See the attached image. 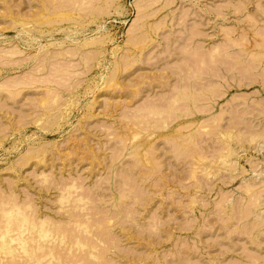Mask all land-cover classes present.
I'll return each instance as SVG.
<instances>
[{
	"label": "rangeland",
	"instance_id": "rangeland-1",
	"mask_svg": "<svg viewBox=\"0 0 264 264\" xmlns=\"http://www.w3.org/2000/svg\"><path fill=\"white\" fill-rule=\"evenodd\" d=\"M65 1V5H60L62 0H0V72L2 73H0V186L10 189L12 183L15 184L17 181L18 194L23 200L36 199L45 212L57 215L58 218L60 217L59 220H64L63 223L68 219V210L72 211L79 203L84 206L88 203L87 210L84 208L80 214L89 212L83 218L94 220V226L91 227L93 231L96 229V233L104 230L103 236L98 234L104 241L99 243L101 239L99 240L98 236L94 238L93 235L88 238L92 237L94 244L100 245L98 247L100 253L103 250L106 252L107 248L112 249L108 251L109 253L106 252V256L104 253L103 259L98 260L100 262L85 258L87 259L85 264L87 262L98 264L106 259L102 264H105L104 262H108L106 264H264V223H262L264 214L262 218L257 217L258 212L264 213V202L260 206L254 204L258 201L253 200L252 193L249 197V192L246 191L248 185L253 182L250 180L252 178L258 180L254 181L256 185L254 188L264 183V145H261L264 144L263 139L258 145L255 140H247L250 136L247 130L256 127L255 130L261 132L264 129V63H258L253 55L254 52L261 51L262 45L259 43L260 39H264L262 37L264 36V0H92V2L88 0V3L87 0ZM58 5L67 13L80 17L81 22L76 23L75 26H73L75 22L68 21L58 25L45 24L46 26L42 25L41 31L32 30L34 24H29L28 28H31L33 33L26 32L28 28L24 26L25 30L21 28L19 22L23 14L26 15L25 18H31L32 13L36 15L37 10L40 9L38 11L40 12L43 7L44 10L51 8L50 13L52 10L54 13ZM57 11L54 14H57ZM94 11H97V14ZM227 12L229 14L226 15ZM221 13L226 15L225 19ZM83 14L84 16H81ZM13 17L21 19L13 23ZM140 23L145 24L143 26ZM132 29H136L134 31L137 33L131 32ZM106 34L108 37L102 41L103 43L101 42L102 44L83 45L85 41ZM137 35L141 38L137 39ZM191 36L204 39L193 44L194 40H191ZM133 39H137L138 41H134L141 46L134 44L136 46L134 48V42L129 41ZM187 39L191 40L190 43L186 41ZM127 41L132 44L128 45ZM262 42L260 44L264 45ZM218 45L223 47H220V50L223 49L222 58L220 56L212 60L211 50ZM224 48L229 49L224 50ZM14 49L20 52L16 54L17 57L11 58L12 61L3 56V52ZM246 50L252 52L246 56V53L244 54ZM196 52V56L192 55ZM209 56L211 60H208ZM135 61L138 63L135 64ZM211 62L215 64L212 65ZM228 62L231 64L228 65ZM115 69H118V72ZM201 71H205L204 74ZM113 73L116 74L114 76L116 83L111 82L109 87L110 84L105 81L109 80L108 77H113ZM211 76L213 77L210 78ZM33 80H36L37 84ZM183 89V92L188 90L193 95L197 93L196 99L199 102L197 103L196 100L190 105L183 100L177 102L178 107H176L173 104L174 94ZM206 90L209 92L207 93ZM53 96L56 100L60 96L59 100L56 101ZM212 97L214 99H211V102ZM42 98H48L51 104L48 102L46 106L42 105ZM71 102L73 105H70ZM209 104H215L212 115L210 114L211 119L209 113H206ZM172 105L174 109L171 111ZM188 108L192 109V112L186 116L184 114H187L185 110ZM159 109L164 111L159 117L158 115L149 116L151 119L147 117L151 110ZM59 112L60 114L64 112L65 117H62L63 119L57 117L56 119L61 120L49 130L42 129L40 117L45 115L47 116L45 118L49 119ZM189 115H192V118ZM140 116L147 117L151 121L148 122L150 125L148 123V126L145 125L146 127H150L152 123L161 125L157 127L158 130L155 129L156 133L160 134L151 136L145 131L144 125L140 130L138 129L142 131L139 134L142 138L146 133V137L150 138L149 142L153 141L150 143L152 147L149 148L154 152L151 151V155L155 154L153 155L155 166L138 163L134 154L130 152L133 150L128 148V143L126 144L127 137L132 135L129 132L130 127L137 129L136 125L126 123L138 121L137 117ZM216 117L224 118L221 120L222 124ZM213 119L217 120L216 125ZM62 120L63 122H60ZM164 120L170 124L163 126ZM227 123L228 125L239 123L237 126L240 125V129L245 133L241 135L245 136L243 139L240 138L243 144H237V151H232L233 153L227 157V162H224L218 160L219 149L223 152L227 146L224 145L225 142L218 140L220 137L217 132L220 133L218 129L220 126L213 130L209 127L221 124L220 129H222L223 125L228 126ZM185 126L189 128L185 129ZM217 129L219 131H216ZM134 130L131 129V132ZM178 131L189 134L193 132L191 135L194 134V139L184 142L185 140L182 141L178 135L173 140L171 139L173 137H167ZM208 131H212L213 136L212 132ZM140 136L137 138L140 139ZM180 141L186 143L188 147L186 144L183 147ZM222 145L225 147L222 148ZM39 148L46 150L47 162L41 163L40 166L32 164L33 161L24 163L26 157L30 155L29 151H37ZM225 151L228 152L229 149ZM194 152H196L193 156L195 161L192 160ZM198 155L201 160L197 159ZM197 160L203 163L199 165ZM211 163L214 165H208ZM20 164L24 166L20 167ZM12 165L16 167L17 172H14L15 169H9ZM207 167L212 170L217 168L213 170L215 174H209L208 170H205ZM232 169L235 173H231ZM44 171L55 180L46 182L42 174ZM74 179L85 184L84 190L81 188L80 192H86L83 194L90 196L91 203L87 202V198L81 201L82 203L73 202L78 196L77 190V194L73 193L72 199L68 201L62 202L57 199L61 192L58 187L61 185L57 186L58 183L55 182L67 183ZM263 188L262 184L256 190ZM261 192L264 193V189ZM1 194L3 193L0 192ZM121 195L125 196L122 201ZM114 199H117V204L112 203ZM254 208L255 211L258 209L257 215ZM110 217L113 218L111 224L115 225L110 224L111 228L107 229L105 226H100L108 222L107 219ZM68 224L66 222L67 226ZM96 224L104 229L97 228ZM14 227L19 231L23 229L20 222ZM29 230L28 226L22 232L28 234ZM106 231H109L110 235ZM84 233L86 234L83 235L86 236L87 232ZM259 233H262L261 238ZM47 241L45 240L46 244ZM51 241V243L57 242ZM14 244H17V241H14ZM2 250L0 251L2 257L10 256L7 250ZM112 259L113 261H110Z\"/></svg>",
	"mask_w": 264,
	"mask_h": 264
},
{
	"label": "bare ground",
	"instance_id": "bare-ground-1",
	"mask_svg": "<svg viewBox=\"0 0 264 264\" xmlns=\"http://www.w3.org/2000/svg\"><path fill=\"white\" fill-rule=\"evenodd\" d=\"M72 1V0H71ZM70 1V2H71ZM73 1H75V0H73ZM90 1V0H89ZM88 0H87V2L86 3H88L89 2ZM106 1V0H105ZM232 1H235V0H232ZM247 1H249V0H247ZM247 1H245V3H248ZM261 1V0H260ZM57 2V1H56ZM59 3H60V1H58ZM63 2V3H62ZM62 2H61V4L60 5H62V4H64V2H66L65 0L63 1L62 0ZM69 2V3H70ZM79 2V1H78ZM90 2H92V0L90 1ZM94 2V1H93ZM112 2V1H111ZM67 3H68V1H67ZM80 3V2H79ZM241 3V2H240ZM254 3V2H253ZM44 4V3H43ZM54 5H55V3H53ZM76 4V3H75ZM103 4V3H102ZM107 4V3H106ZM111 4V3H110ZM113 4H114V2H113ZM112 4V5H113ZM239 4V3H238ZM251 4V3H250ZM249 4V5H250ZM9 5V4H8ZM45 5V4H44ZM65 5V4H64ZM243 5V4H242ZM247 5V4H246ZM78 6V5H77ZM104 6V5H103ZM109 7L111 6V5H108ZM248 6V5H247ZM65 7V6H64ZM97 7H99V6H97ZM107 7V6H106ZM242 7H244V6H242ZM249 7V6H248ZM264 7V6H263ZM73 7H71V9H72ZM99 8H101V5H100V7ZM45 8L43 7L42 8V11H40V12H38L39 10H37V12H36V15H34L33 13H32V16H31V18H25L24 17V15L25 14H23L22 16H20L21 18H22V20H20V22L19 23H21V25L20 26H22L21 28L23 29V26H24V28H28V27H30L29 26V24H34V25H32V26H34V28H32V30H38V31H41L42 30V28H43V26L42 25H58V24H61V22H75V23H73L74 25L73 26H75V25H77L76 23H79V22H81V18L79 17H77V16H75V15H72V14H70L69 12L67 13L66 11H64V9L62 10V9H60V7H59V5H58V7H56L55 9H56V11L58 10V9H60V10H58L57 12V14H54V13H56V11L53 13V10H52V13H50V11L49 10H51V8H49V10H44ZM66 9V8H65ZM79 9H81V8H79ZM97 9V8H96ZM103 9H106V8H103ZM225 9H227V8H225ZM257 9V8H256ZM9 10H10V8H9ZM67 10V9H66ZM72 10H74V9H72ZM99 10V9H98ZM108 10V9H107ZM222 10V9H221ZM239 10V9H238ZM238 10H236L238 13H239V11ZM47 11H49V12H47ZM76 11V10H75ZM80 11V10H79ZM78 11V12H79ZM101 11H103V10H100V12ZM105 11V10H104ZM211 11H212V9H211ZM230 11V10H229ZM257 11H258V9H257ZM264 11V10H263ZM95 13L97 12V11H94ZM106 12H108V11H106ZM105 12V13H106ZM219 12H221V11H219ZM235 12V11H234ZM23 13V12H22ZM91 13V12H90ZM94 13V14H95ZM237 13V14H238ZM20 14V13H19ZM81 14V13H80ZM93 14V15H94ZM97 14V13H96ZM211 14V13H210ZM222 14V16H223V18L225 19L226 18V15L227 14H229V12H227L226 13V15L225 14H223V13H221ZM31 15V14H30ZM89 15V14H88ZM232 15V14H231ZM231 15H229V16H231ZM255 15V14H254ZM259 15L260 14H258V16L257 17H259ZM262 15V14H261ZM26 16V15H25ZM81 16H84V14L83 15H81ZM92 16V15H91ZM96 16V15H95ZM237 16V15H236ZM256 16V15H255ZM263 16V15H262ZM19 17V18H20ZM101 17V16H100ZM253 18H256V17H254V16H252ZM19 18L17 19V17L15 18V17H13V19H14V22L13 21H11V22H13V23H17L18 21H19ZM20 18V19H21ZM92 18V17H91ZM91 18H89V19H91ZM142 18H143V16L141 17V20H142ZM261 18H263V17H261ZM222 19V18H221ZM140 20V21H141ZM260 20H262V19H260ZM67 22V23H68ZM96 22V21H95ZM19 23H18V25H19ZM35 23H37V24H35ZM94 23V22H93ZM143 23V22H142ZM142 23H140L141 25H143L144 26V24H142ZM253 23H254V21H253ZM262 23V22H261ZM88 24V23H87ZM89 24H91V23H89ZM263 24V23H262ZM12 25V24H11ZM45 25V26H46ZM140 25V26H141ZM257 25V24H256ZM60 26V25H59ZM62 26V25H61ZM159 26V25H158ZM15 27V26H14ZM17 27H19V26H17ZM51 27H54V26H51ZM56 27V26H55ZM77 27V26H76ZM75 27V28H76ZM142 27V26H141ZM157 27V26H156ZM263 27V26H262ZM20 28V27H19ZM60 28V27H59ZM137 28V27H136ZM77 29V28H76ZM138 29V28H137ZM142 30H143V28H141ZM157 29V28H156ZM23 30H25V29H23ZM31 30V28H28V29H26V32H30V31H32ZM46 30V29H45ZM79 30V29H78ZM133 31H131V32H133V33H137V32H135L134 30H136V29H132ZM144 30H145V28H144ZM38 31H36V32H38ZM65 31V30H64ZM71 31V30H70ZM69 31V32H70ZM140 31V30H139ZM50 32V31H49ZM52 32V31H51ZM72 33H73V31H71ZM140 32H142V31H140ZM32 33H33V31H32ZM55 33V32H54ZM58 33V32H57ZM66 33V32H65ZM71 33V34H72ZM256 33V32H255ZM262 33V32H261ZM48 34V33H47ZM194 34H196V33H194ZM200 33H198V35H199ZM229 34H231V33H229ZM259 34V33H258ZM32 35V34H31ZM39 35H41V34H39ZM51 35H53V34H51ZM55 35V34H54ZM68 35V34H67ZM141 35V34H140ZM262 34H260V36H261ZM132 36V35H131ZM136 36V35H135ZM134 36V37H135ZM199 36H201V34L199 35ZM199 36H196L195 38L193 37V36H191L192 38H191V40L193 39L194 41L192 42L193 44L195 43V42H198V40H203L204 38L202 37V38H199V39H197ZM247 36V35H246ZM70 37H71V35H70ZM98 37V36H97ZM106 37H108L107 36V34L106 35H102V36H100L99 38H94L93 40L92 39H90V40H88V41H85L84 43H83V45L84 46H87V45H91V44H97V43H101L102 41H104L105 40V38ZM130 37V36H129ZM144 37H147V36H145L144 35ZM234 37V36H233ZM262 37H264L263 35H262ZM110 38V37H109ZM131 38H133V37H131ZM140 39L141 37H139V35H137V39ZM243 38V37H242ZM242 38H240V39H242ZM137 39H133V40H129V41H131V42H134L133 43V47L135 48L136 46H134V44H136L137 46H141V44H137L135 41L137 40ZM230 39H232V38H230ZM229 39V40H230ZM247 39V38H246ZM32 40V39H31ZM135 40V41H134ZM191 40H189V41H191ZM226 40H228V39H226ZM262 40H263V42H264V39L262 38ZM262 40L260 39V41L262 42ZM74 41V40H73ZM138 41V40H137ZM143 41H145V40H143ZM142 41V42H143ZM154 41V40H153ZM186 41H188V39L186 40ZM188 41V42H189ZM247 41H248V39H247ZM260 41H258V42H260ZM128 43V41H127V43H128V45H130V44H132V43ZM141 42V41H140ZM253 42V41H252ZM255 42V41H254ZM260 42V43H261ZM262 42V43H263ZM103 43V42H102ZM101 43V44H102ZM143 43H145V42H143ZM154 43V42H153ZM152 43V44H153ZM186 43V42H185ZM190 43V42H189ZM235 43V42H234ZM259 43V45H262V48H261V51L259 50V52H254L255 54H253L254 55V57L256 58V61L258 62V63H264V58H263V56H264V50H262V49H264V45L263 44H260ZM47 44V43H46ZM51 45H55V44H52V43H50ZM50 44L48 45V46H50ZM59 44V43H58ZM228 44H229V42H228ZM233 44V43H232ZM231 44V45H232ZM243 44V43H242ZM245 44V43H244ZM61 45H63L62 43H61ZM79 45H81V44H79ZM146 45V44H145ZM190 46L192 45V44H189ZM215 45H217V44H215ZM222 45H224V44H222ZM227 45V44H226ZM230 45V46H231ZM237 45H238V43H237ZM45 46V45H44ZM47 46V47H48ZM132 46V45H131ZM143 46V45H142ZM149 46V45H148ZM185 46H187V45H185ZM236 46V45H235ZM235 46H233L234 48H235ZM250 46V45H249ZM46 47V48H47ZM77 47H78V45H77ZM196 47V46H195ZM220 47L221 48H223L222 46H220V45H218V46H215V48L213 49V50H211V52H212V60L213 59H216V57H220L221 56V54H222V50L223 49H221L220 50ZM260 47V46H259ZM46 48H45V50H46ZM48 48H50V47H48ZM81 48V47H80ZM141 48V47H140ZM184 48H186V47H184ZM202 48V47H201ZM233 48V49H234ZM244 48V47H243ZM246 48V47H245ZM254 48V47H253ZM257 48V47H256ZM41 49V48H40ZM79 49V48H78ZM141 49H146V48H141ZM140 49V50H141ZM199 49V48H198ZM226 48H224V50H225ZM227 49H229V48H227ZM226 49V50H227ZM231 49H232V47H231ZM238 49V48H237ZM260 49V48H259ZM44 50V51H45ZM137 50H139V49H137ZM182 50V49H181ZM235 50V49H234ZM255 50V49H254ZM71 51V50H70ZM70 51H69V53H70ZM80 51V50H79ZM93 50H90V52H92ZM183 51V50H182ZM188 51V50H187ZM201 51V50H200ZM209 51V50H208ZM222 51V52H221ZM229 51V50H228ZM242 51H243V49H242ZM242 51H240V53L242 52ZM18 52H20L18 49H14V50H12V51H9V52H3L2 54H3V56H5V57H7V58H14L13 56H16V54H18ZM71 52H73V51H71ZM87 52H89V50H87ZM193 52V51H192ZM198 52V51H197ZM197 52L194 54H192V55H195L196 56V54H197ZM204 52V51H203ZM206 52V51H205ZM210 52V53H211ZM225 52V51H224ZM250 52H252V51H250V50H246L245 52H244V54L246 53V56H247V54H250ZM84 53V52H83ZM82 53V54H83ZM96 53H98V52H96ZM141 53H143V51L141 52ZM182 53V52H181ZM183 53H186V52H183ZM210 53L208 54L207 53V55H210ZM65 54H67V53H65ZM90 54V53H89ZM88 54V55H89ZM189 54H191V52H189ZM198 54H200V53H198ZM203 54V53H202ZM202 54H200V55H202ZM235 54H237V53H235ZM72 55V54H71ZM97 55V54H96ZM142 55V54H141ZM179 55V54H178ZM227 54H225V56H226ZM61 56V55H60ZM68 56V55H67ZM69 56H70V54H69ZM73 56V55H72ZM186 56H187V54H186ZM185 56V57H186ZM206 56V55H205ZM224 56V57H225ZM235 55H233V57H234ZM17 57V56H16ZM92 57H93V55H92ZM198 57V56H197ZM206 57H208V56H206ZM227 57V56H226ZM237 57V56H236ZM244 57V56H243ZM88 58H90V57H88ZM127 58H129V57H127ZM190 58H192V57H190ZM218 58H217V60H218ZM221 58H222V56H221ZM228 58V57H227ZM230 58V57H229ZM12 59H11V61H12ZM130 59H132V58H130ZM135 59H137V58H135ZM201 59V58H200ZM254 59V58H253ZM15 60H16V58H15ZM88 60V59H87ZM86 60V61H87ZM125 60V59H124ZM134 60V59H133ZM208 60H211V58H210V56H209V59ZM228 60V59H227ZM226 60V61H227ZM231 60V59H230ZM236 59H234V61H235ZM1 61H3V59L1 60ZM89 61V60H88ZM94 61V60H93ZM127 61H129V59L127 60ZM192 61H194V60H192ZM203 61H207V60H205V59H203ZM225 61V62H226ZM238 61H240V60H238ZM244 61H246V60H244ZM6 62V61H5ZM10 62V61H9ZM82 62H84V61H82ZM118 62H120V61H118ZM136 62L137 61H135V64H136ZM231 62H233V60H231ZM231 62L229 63L228 62V65H230L231 64ZM251 62V61H250ZM253 62V61H252ZM254 62H255V60H254ZM44 63V62H43ZM138 63V62H137ZM204 63V62H203ZM218 63H220V62H218ZM242 63H243V61H242ZM3 64V63H2ZM123 64V63H122ZM204 64H206V62L204 63ZM204 64H202L203 66H204ZM211 64H212V62H211ZM215 64V63H214ZM214 64H212V65H214ZM217 64V63H216ZM222 64V63H221ZM221 64H220V66H221ZM254 64H256V63H254ZM260 64H259V67H260ZM90 65V64H89ZM134 65V64H133ZM236 65V64H235ZM234 64H233V66H235ZM39 66V65H38ZM87 67H88V65H86ZM119 66V65H118ZM217 66V65H216ZM252 66V65H251ZM43 67V66H42ZM41 67V68H42ZM45 67V66H44ZM93 67V66H92ZM126 67V66H125ZM129 67V66H128ZM130 67H132V66H130ZM175 67V66H174ZM205 67V66H204ZM214 67V66H213ZM7 68V67H6ZM6 68H3V69H6ZM39 68V67H38ZM117 68V67H116ZM220 68H222V67H220ZM219 68V69H220ZM254 68V67H253ZM44 69V68H43ZM42 69V70H43ZM173 69V68H172ZM192 69V68H191ZM201 69V68H200ZM199 69V70H200ZM203 69V68H202ZM218 69V71H220ZM224 69H226V68H224ZM230 69V68H229ZM233 69H234V67H233ZM245 69V68H244ZM41 70V69H40ZM87 70V69H86ZM116 70V69H115ZM118 70V69H117ZM116 70V72H118ZM178 70V69H177ZM181 70V69H180ZM190 70V69H189ZM192 70H194V69H192ZM237 69H235V71H236ZM263 70V69H262ZM37 71H39L38 69H37ZM91 71V70H90ZM216 71V70H215ZM231 73H232V71L231 70H229ZM237 71H240V70H237ZM245 71V70H244ZM258 71V70H257ZM2 72H4V71H2ZM115 72V71H114ZM182 72V71H181ZM189 72V71H188ZM202 72V71H201ZM203 72H205V71H203ZM202 72V73H203ZM206 72H208V71H206ZM217 72V71H216ZM229 72V73H230ZM248 72H250V71H248ZM1 73V72H0ZM198 73V72H197ZM200 73V72H199ZM212 73V72H211ZM211 73H209V74H211ZM230 73V74H231ZM239 73V72H238ZM244 73H246V72H244ZM244 73H242V74H244ZM2 74V73H1ZM168 74V73H167ZM179 74V73H178ZM177 74V75H178ZM204 74V73H203ZM208 74V75H209ZM213 74V73H212ZM234 74V73H233ZM263 74H264V72H263ZM113 75V77H108V79L109 80H106L105 82L109 85L111 82L112 83H116V82H114L116 79L114 78V76L116 75H114V73L112 74ZM172 75V74H171ZM181 75H183V73L181 74ZM180 75V76H181ZM197 75H199V74H197ZM237 75V74H236ZM253 75V74H252ZM187 76V75H186ZM185 76V77H186ZM239 76H240V74H239ZM251 75H249V77H250ZM256 76V75H255ZM169 77V76H168ZM183 77V76H182ZM207 77V76H206ZM213 76H211L210 78H212ZM217 77V76H216ZM216 77H214V78H216ZM224 77V76H223ZM244 77V76H243ZM257 77H260V76H257ZM181 78V77H180ZM197 78V77H196ZM209 78V77H208ZM230 78H231V76H230ZM253 78H255V77H253ZM118 79V78H117ZM185 79V78H184ZM219 79V78H218ZM232 79V78H231ZM242 79V78H241ZM251 79V78H250ZM170 80V79H169ZM183 80V79H182ZM193 80V79H192ZM205 80V79H204ZM235 80V79H234ZM255 80H256V78H255ZM34 81V83H36L35 81L36 80H33ZM118 81V80H117ZM162 81H163V79H162ZM166 81V80H165ZM220 81V80H219ZM231 81V80H230ZM248 81V80H247ZM256 81H258V80H256ZM29 82V80L27 81V83ZM119 83H120V81H118ZM234 82V81H233ZM243 82V81H242ZM26 83V84H27ZM31 83V82H30ZM33 83V82H32ZM41 83V82H40ZM167 83V82H166ZM169 83V82H168ZM264 83V82H263ZM263 83L261 84V85H263ZM37 84V83H36ZM95 84V83H94ZM118 84V83H117ZM117 84H114V85H117ZM152 84V83H151ZM255 84V83H254ZM32 85V84H31ZM216 85H218V84H216ZM242 85H244V84H242ZM246 85V84H245ZM112 86H113V84H112ZM186 86V85H185ZM241 86V85H240ZM239 86V87H240ZM264 86V85H263ZM262 86V87H263ZM22 87V86H21ZM99 87V86H98ZM109 87H111V84H110V86ZM183 86H181V88H182ZM187 87H189V86H187ZM204 87V86H203ZM244 87V86H243ZM105 88V87H104ZM204 88H206V87H204ZM214 88V87H213ZM224 88V87H223ZM20 89V88H19ZM94 89H96V86H95V88ZM192 89H193V87H192ZM216 89H218V88H216ZM215 89V90H216ZM221 89V88H220ZM74 90V89H73ZM191 90V89H190ZM194 90V89H193ZM197 90V89H196ZM195 90V91H196ZM201 90V89H200ZM214 90V91H215ZM219 90V89H218ZM21 91V90H20ZM20 91H19V93H20ZM96 91H98V89L96 90ZM137 91V90H136ZM176 91H178V89L176 90ZM184 91V89L182 90V91H179L177 94L175 93L174 94V100H173V104H175V106H176V103L177 102H179V101H182L183 102V100L185 101H187V103H191V102H193V101H195L196 102V94L195 95H193L191 92H189L188 90H186L185 92H183ZM207 91V90H206ZM212 91V90H211ZM217 91V90H216ZM22 92V91H21ZM58 92V91H57ZM209 91H207V93H208ZM15 93H18V92H15ZM14 93V96L16 95ZM174 93V92H173ZM199 93V92H198ZM212 93V92H211ZM213 93H215V92H213ZM12 94V93H11ZM21 94V93H20ZM201 95V94H200ZM221 95V94H220ZM225 95V94H224ZM224 95H221V96H224ZM261 95V94H260ZM19 96V95H18ZM55 96H57V94L55 95ZM173 96V95H172ZM212 96H214V95H212ZM13 97V96H12ZM47 97V96H46ZM60 97V96H59ZM59 97L57 98V100H59ZM197 97H199V96H197ZM49 98V97H48ZM48 98H42V100H41V104L42 105H47L48 104V102L51 104V101H49V99ZM53 98H55L54 96H53ZM207 98V97H206ZM205 98V99H206ZM217 98V97H216ZM215 98V99H216ZM220 98H222V97H220ZM246 98V97H245ZM52 99V98H51ZM50 99V100H51ZM171 99V98H170ZM211 99H214L213 97L212 98H210V101H211ZM55 100H56V98H55ZM56 100V101H57ZM255 100V99H254ZM55 101V102H56ZM185 101V102H186ZM207 101V100H206ZM216 101V100H215ZM214 101V102H215ZM53 102H54V99H53ZM52 102V103H53ZM74 102V101H73ZM73 102H71L70 103V105L72 104L73 105ZM199 102V100H197V103ZM203 102V101H202ZM212 102V101H211ZM211 102H208V103H211ZM237 102H239V101H237ZM242 102H244V101H242ZM206 103V102H205ZM252 103V102H251ZM66 104H68V103H66ZM168 104V103H167ZM192 104V103H191ZM190 104V105H191ZM201 104V103H200ZM243 104V103H242ZM69 105V104H68ZM155 105V104H154ZM169 105V104H168ZM178 105V104H177ZM179 105H181V103L179 104ZM196 105V104H195ZM202 105V104H201ZM241 105V104H240ZM244 105V104H243ZM242 105V106H243ZM257 105V104H256ZM66 106V105H65ZM188 106V105H187ZM194 106V105H193ZM73 107V106H72ZM161 107V106H160ZM171 106H169V109H171V111L174 109L173 107H174V105H172V107L170 108ZM176 107H178V106H176ZM175 107V108H176ZM203 107V106H202ZM226 107V106H225ZM237 107V106H236ZM258 107V106H257ZM150 108V107H149ZM153 108V107H152ZM163 108H165V107H163ZM200 108V107H199ZM214 108H215V104L214 105H211V104H209V108L206 110V113H209L208 114V116L210 117V114L212 115V112H213V110H214ZM241 108V107H240ZM245 108V107H244ZM260 108V107H259ZM48 109H49V107H48ZM155 109H158V108H155ZM167 109V108H166ZM194 109V108H193ZM67 110V109H66ZM89 110V109H88ZM163 110V109H162ZM181 110H182V108H181ZM199 110V109H198ZM234 110V109H233ZM257 110V109H256ZM255 110V111H256ZM62 111H64V110H62ZM167 111V110H166ZM170 110H168V112H169ZM183 111V110H182ZM185 111H187L186 113L187 114H184V112ZM184 112H182V114H184V115H188V114H190V112H192V109H190V108H188V109H186ZM244 111H246V110H244ZM148 112H149V110H148ZM175 112V111H174ZM178 111H176V113H177ZM180 112V111H179ZM226 112V111H225ZM243 112V111H242ZM90 113V115H92L91 114V112H89ZM140 113V112H139ZM149 113L151 114V115H149ZM148 113V116L147 117H149V116H157V117H159V114H162V113H164V111L162 112L160 109L159 110H151V112H149ZM172 114H174L173 112H171ZM195 112H193V115H195L194 114ZM233 113V112H232ZM260 113H263V112H260ZM56 114H58V113H56ZM56 114H55V119L57 118V117H60V118H64L65 117V114H64V112L63 113H61L60 114V112H59V114L56 116ZM170 114V113H169ZM225 114V113H224ZM230 113L228 112V114L227 115H229ZM243 114H245V113H243ZM51 115V114H50ZM68 115H69V113H68ZM95 115V114H94ZM137 115V114H136ZM142 115V114H141ZM165 115H167V114H165ZM144 116V115H143ZM143 116H140V118L139 117H137L138 119V121H127V123L126 124H132L133 126L134 125H136L137 126V129L136 130H134L132 127H130V133L132 134L130 137H127V141H126V144L128 143V148H130L131 150H133V152L132 151H130L132 154H134V156L136 157L135 159H137L139 162L138 163H141V165H142V163L144 164V166L145 165H151V166H155V164L156 163H154L155 162V159H154V157L155 156H153V155H155V154H153V155H151V151L153 150L152 148H149V147H152L151 146V144L150 143H152L153 141H150L149 142V140H150V138L148 139V137H146V133H144L145 135H144V138H142L139 134L142 132V131H138V129L140 130L141 128H142V125H144L143 127H146L145 125H147V123L148 122H150L151 123V121L150 120H148V118L147 117H143ZM163 116V115H162ZM171 116H173V115H171ZM170 116V117H171ZM179 116H183V115H179ZM178 116V117H179ZM192 115H189V117H191ZM246 116V115H245ZM261 116V115H260ZM45 117H47V116H45V115H43V117H40V120H39V122L41 123L40 124V126L42 127V129H48L49 130V128L50 127H54V125L55 124H57V123H59L58 121L59 120H61L60 118H59V120L58 119H54V117H51V118H53L52 120H50L51 118H49V119H46ZM86 117V116H85ZM133 117V116H132ZM131 117V119L132 120H135V118H132ZM135 117V116H134ZM169 117V118H170ZM180 117V118H181ZM185 117V116H184ZM224 117V116H223ZM221 118V119H219L220 117H216V119H219L220 120V123H221V120H223L224 118ZM235 117V116H234ZM254 117L255 118H257L256 117V115H254ZM62 118V119H63ZM88 119H89V116L87 117ZM130 118V117H129ZM128 118V119H129ZM147 118V119H146ZM150 118V117H149ZM163 118V117H162ZM167 118H168V116H167ZM172 118V117H171ZM176 118V117H175ZM174 118V119H175ZM192 118V117H191ZM212 118V116L210 117V119ZM214 118V117H213ZM227 118V117H226ZM231 118V117H230ZM240 118V117H239ZM126 119V118H125ZM151 119V118H150ZM156 119V118H155ZM209 119V120H210ZM147 120V121H146ZM160 120H161V118H160ZM167 121H168V119H166ZM208 120V121H209ZM214 121V125H216V123H217V120H215V119H213ZM236 120H238V118L236 119ZM245 120V119H244ZM154 121V120H153ZM60 122H63V120L62 121H60ZM125 122H126V120H125ZM168 122H170V121H168ZM176 122V121H175ZM234 122H236V121H234ZM240 122V121H239ZM244 122V121H243ZM257 122V121H256ZM150 123H148V125H150ZM159 123V122H158ZM164 123L166 124L167 122L164 120ZM164 123L162 124L163 126H168L170 123H167L166 125H164ZM233 123V122H232ZM250 123V122H249ZM39 124V123H38ZM155 124V123H154ZM153 123H152V125L150 126V127H146V128H144V129H146L145 131H147V133L151 136V135H154V134H157L156 133V130L155 129H157V127H159V126H161V125H158V124H156V125H154ZM210 124H212V123H210ZM210 124H209V126H210ZM222 124V123H221ZM221 124H219V125H217V126H214V127H209L210 128V130H213L215 127L217 128L218 126H220L221 127ZM237 124H239V123H236V125L235 124H230V125H228V123H227V127H225V125H223L222 126V129H220V127H218V129L220 130V133L218 134V132H217V135H219V137H220V139H218V140H220V141H223V142H225V144L224 145H227L226 147L225 146H223L222 148H224V150H223V152L222 151H220V149H219V161H224V162H227V157H229V154L231 155L233 152L232 151H234L235 152V150L237 151V148H236V145L238 144H243V142H241L240 141V138H244V136L245 135H241L242 133H244L243 131H242V129H240V125H238L237 126ZM59 125V124H58ZM62 125V124H61ZM147 125V126H148ZM158 125V126H157ZM253 125V124H252ZM260 125V124H259ZM39 126V127H40ZM60 126V125H59ZM58 126V127H59ZM126 126V125H125ZM187 126H189V125H187ZM241 126H244V125H241ZM122 128H123V126H121ZM138 127H140V128H138ZM264 127V126H263ZM181 128V127H180ZM186 128H189V127H186L185 126V129ZM255 128L256 127H254L253 129H249V130H247L248 132L247 133H250V136L248 137V139L247 140H250V141H257L258 143H257V145L258 144H260V142H262V139H263V142H264V129H263V131L261 130V132H259V130H255ZM58 129V128H57ZM131 129L132 130H134V131H132L131 132ZM148 129V130H147ZM216 130V131H219V130ZM143 130V129H142ZM152 130V131H151ZM158 130V129H157ZM188 130V129H187ZM144 131V130H143ZM144 131V132H145ZM208 132H212V131H208ZM193 132H191L190 134L189 133H185V132H183V131H178L176 134H170V135H168L167 137L169 138V137H173V138H171L172 140L174 139V138H176L175 136H177L178 135V137H181L180 139L183 141V140H185L184 142H186V141H189L190 142V140H192V139H194V134L193 135H191ZM240 133V134H239ZM121 134V133H120ZM158 134H160V133H158ZM169 134V133H168ZM209 134V133H208ZM213 134V132L211 133V135ZM245 134V133H244ZM122 135V134H121ZM211 135H209V136H211ZM138 136H140V139L139 138H137ZM148 136V135H147ZM213 136V135H212ZM120 137V136H119ZM146 137V138H145ZM152 138H154V137H152ZM218 137H216V139H217ZM125 139V138H124ZM155 139V138H154ZM136 140V141H135ZM138 140V141H137ZM156 140V139H155ZM154 140V141H155ZM176 140V139H175ZM3 141V140H2ZM125 141V140H124ZM182 141H180V142H182ZM4 142V141H3ZM157 142V141H156ZM156 142H154V145L156 144ZM172 142H177V141H172ZM179 142V143H180ZM194 142V141H193ZM222 143V142H221ZM2 144V143H1ZM124 144V143H123ZM186 143H181V145L183 146V145H185ZM153 145V146H154ZM261 145H264V144H261ZM1 146V145H0ZM124 146H125V144H124ZM157 150L159 149V145L157 144ZM186 146L188 147V145L186 144ZM184 147V146H183ZM262 147V146H261ZM154 148V147H153ZM192 149H194L193 147H191ZM221 148V147H220ZM229 149V153L228 152H226L225 151V149L226 150H228ZM44 148H39V150L37 149V151H33V150H31V151H29L30 152V155L29 156H27L26 157V159H25V161H24V163L26 162V163H28L29 161H33L32 162V164H37L38 166H40V164L41 163H46L47 162V154H46V150H43ZM125 149H126V146H125ZM152 149V150H151ZM261 149V148H260ZM157 150H155V151H157ZM185 150V149H184ZM258 150V149H257ZM124 151H126V150H124ZM93 152V151H92ZM130 152H128V153H130ZM153 152V151H152ZM179 152H180V150H179ZM130 153V154H131ZM154 153V152H153ZM156 153V152H155ZM183 153V152H182ZM195 153L196 152H194V155H192V158H193V156H195ZM129 154V155H130ZM157 154V153H156ZM198 154V153H197ZM124 155V154H123ZM217 155V154H216ZM91 156V155H90ZM93 156V155H92ZM120 156V155H119ZM133 156V155H132ZM131 156V157H132ZM94 157V156H93ZM124 157V156H123ZM199 157V158H198ZM215 157V156H214ZM240 157V156H239ZM120 158V157H119ZM217 158V157H216ZM98 159V158H97ZM106 159V158H105ZM134 159V158H133ZM197 159H199V160H201L200 159V156L198 155L197 156ZM239 158L237 157V160H238ZM37 160V161H36ZM91 160V159H90ZM93 160V159H92ZM99 160V159H98ZM136 160V161H137ZM160 160V159H159ZM192 160H194V158L192 159ZM135 161V162H136ZM158 161V160H157ZM156 161V162H157ZM195 161V160H194ZM198 161V160H197ZM203 161V160H202ZM30 162V163H31ZM135 162H133V163H135ZM193 162V161H192ZM213 162V161H212ZM215 162V161H214ZM92 163V162H91ZM137 163V165H139ZM199 165H200V163L202 164L203 162H197ZM158 164V163H157ZM221 164V163H220ZM93 165V164H92ZM91 165V166H92ZM133 165V164H132ZM135 165V164H134ZM193 165H195L194 163H193ZM204 165H205V163H204ZM208 165H214V163H211V164H208ZM208 165H206V166H208ZM216 165V164H215ZM22 166H24V164H20V167H22ZM94 166V165H93ZM151 166H150V168H151ZM91 168V167H90ZM154 168V167H153ZM210 168V167H209ZM209 168L207 167L205 170H208V173L209 174H215V172L213 171V170H216L217 168H215V167H213V168H215V169H213L212 170V168H210V170H209ZM226 168H227V166H226ZM230 168V167H229ZM232 168V167H231ZM9 169H15L16 170V167L15 166H10V168ZM94 169V168H93ZM112 169V168H111ZM156 170V169H155ZM229 170V169H228ZM231 170V169H230ZM233 170V169H232ZM236 170V169H235ZM146 171V170H145ZM152 171V170H151ZM234 171V170H233ZM231 172V173H235V171L234 172ZM14 172H17V170L16 171H14ZM195 172V171H194ZM214 172V173H213ZM42 174H43V177H44V179H45V181L47 182V181H49V180H51V182L53 181V180H55V179H51L50 178V175L49 174H47V172L46 171H44V172H42ZM155 174V173H154ZM196 174V173H195ZM192 175H193V173H192ZM208 175V174H207ZM152 176H153V174H152ZM151 177V176H150ZM195 177V176H194ZM262 177V176H261ZM20 178H21V176H20ZM55 178V177H54ZM56 178H57V176H56ZM252 178V177H251ZM73 179V178H72ZM257 179V178H256ZM56 180H58V178L56 179ZM67 180V179H66ZM250 180H252L253 182V184L251 183L250 185H248V187H247V192H249V197L251 196L252 198H254L253 200L255 201L256 200V202L257 203H254V204H259V206H260V204L261 205H263L262 203L264 202V193H262L261 192V190H263V189H261V190H259V191H257L256 189L257 188H259V187H261V185L263 184L264 185V183H262L261 185H259V187H257V188H254L256 185H254V181H258V180H254L253 178L252 179H250ZM62 181H58V182H55V183H58L57 184V186H59V185H61L60 187H58V188H60V194H59V196H58V200H60V201H62V202H64V201H68V199H72V195H73V193L74 194H77V191H78V196L77 197H75L74 199H75V201H73V202H77V201H79V202H81V201H84L86 198V200H87V202H89L90 200H91V198H89V197H87V196H84V194L83 193H86V192H80L81 191V188L83 189L84 188V185L85 184H82L79 180H72V181H69V182H67V183H61ZM64 182H65V180H64ZM2 183V182H1ZM249 184V183H248ZM259 184V183H258ZM2 185V184H1ZM18 185L19 184H17V181H15V184L14 183H12V185H11V187H10V189H5L3 186H0V192H2L3 194H1V195H3L2 196V198H0V199H2V200H0L1 201V203H0V212H2V213H0L1 214V216H0V251H3L2 249H5V250H7L8 252V254H10V256H4V257H2L1 255H0V264H85L86 262H85V260L87 261V259H93L94 261H98L99 259L100 260H102L103 259V257H104V253H105V256H106V252H108V251H110L111 249H109L108 250V248L106 249V252H104L105 250H103V251H101L102 253H100V252H98V250L100 249V248H98L99 246H97L98 244H94V242L92 241L93 239H92V237L91 238H88V237H90L91 235H93V237L95 238V236H98V234L100 233L101 235H102V233H103V231L104 230H102V232H98V233H96V229L93 231V228L91 227V226H94V220H92V219H90V220H85L84 218L86 217L85 216V214L84 215H81L80 214V212L85 208L86 210H87V205H88V203L84 206V204H82V205H79V204H77L75 207H73V208H71V210L72 211H70V210H68V219H66L67 221L66 222H68L69 224V226H67L66 225V222H64L63 223V221L64 220H59V218L57 217V215H55V214H52V213H48V212H45L44 210H43V208L39 205V202H37V200L35 199L34 201L31 199V200H23L22 198H21V196L18 194V190H17V187H18ZM9 186V185H8ZM77 190V191H76ZM84 190V189H83ZM82 190V191H83ZM76 193H75V192ZM92 192V191H91ZM67 193V194H66ZM250 193H252L251 195H250ZM9 194V195H8ZM126 194V193H125ZM124 194V195H125ZM0 195V196H1ZM112 196H114V195H112ZM120 196V195H119ZM129 196V195H128ZM121 197H122V195H121ZM125 196H123L122 197V199H121V201L123 200V198H124ZM127 197V196H126ZM107 198V197H106ZM113 198V197H112ZM67 199V200H66ZM90 199V200H89ZM250 200V199H249ZM70 201V200H69ZM231 201V200H230ZM35 202V203H34ZM103 202V201H102ZM101 202V203H102ZM119 203H120V200L118 201ZM82 203V202H81ZM84 203V202H83ZM90 203H91V201H90ZM89 203V204H90ZM107 203V202H106ZM113 204H117V199H114L113 200V202H112ZM72 204H74V203H72ZM233 204V203H232ZM257 205H255V206H257ZM114 206V205H113ZM117 206V205H116ZM119 206V205H118ZM233 206V205H232ZM259 206H257L258 208H259ZM52 207V206H51ZM88 207H90V206H88ZM234 207V206H233ZM257 207H255V208H257ZM227 208H228V206H227ZM255 208H254V212L256 213V211L258 210V209H256V211H255ZM260 208H262V207H260ZM264 209V208H263ZM85 210V211H86ZM88 210H89V208H88ZM250 210H252V209H250ZM263 211V210H262ZM59 212H60V210H59ZM253 212V211H252ZM251 212V213H252ZM56 213V212H55ZM67 213V212H66ZM82 213V212H81ZM89 214V212L86 214V215H88ZM254 214V213H253ZM258 214L260 215H258L257 217H260V218H262L261 216H263L262 214H264V213H261V212H258ZM65 215V214H64ZM256 215H257V213H256ZM255 215V216H256ZM81 216H82V218H83V216H85L83 219L81 218ZM110 216V215H109ZM113 216V215H112ZM129 216V215H128ZM256 217V218H257ZM93 218V217H92ZM106 218V217H105ZM112 217H110V218H108L107 220H108V222L106 221V222H104L105 224L107 223L108 225H101L100 224V226H105V228L107 229L108 227L109 228H111V225H115V224H111L112 223V219H111ZM134 218V217H133ZM16 219H18L19 221H16ZM61 219H63V218H61ZM94 219V218H93ZM135 219V218H134ZM92 220V221H91ZM260 220V219H259ZM135 221V220H134ZM139 221H140V219H139ZM262 221H264V219L262 218ZM19 222H20V225L22 226V230H18L17 228H15L14 226H16V225H19ZM93 223V224H92ZM96 223V222H95ZM116 223V222H115ZM262 223H264V222H262ZM111 224V225H110ZM122 224V223H121ZM66 225V226H65ZM70 225H71V227H70ZM97 225V224H96ZM95 225V226H96ZM30 227V230H29V233L27 234H25L24 232H22L23 230H26V228L27 227ZM157 226H158V224H157ZM156 226V227H157ZM92 228V229H91ZM97 228H99V225H97ZM101 228V227H100ZM99 228V229H100ZM103 228V227H102ZM101 228V229H102ZM99 229L97 230V231H99ZM104 229V228H103ZM105 229V230H106ZM18 231V233H15V232H17ZM124 231V230H123ZM128 231V230H127ZM126 230H125V232H127ZM263 231V230H262ZM84 232H87V235L86 236H84L83 234H86V233H84ZM89 232V233H88ZM106 233L107 234H109L110 235V233H109V231H106ZM256 233V232H255ZM263 233H264V231H263ZM90 234V235H89ZM132 234V233H131ZM258 234V233H257ZM260 234V233H259ZM262 234V233H261ZM261 234L259 235L260 236V238H261ZM103 236V235H102ZM101 236H98L97 238L100 240V242L99 243H103V237H101ZM104 237H105V235H104ZM106 237H108V235L106 236ZM253 237V236H252ZM47 238H49V241H47ZM255 238V237H254ZM89 239V240H88ZM255 239H257V238H255ZM45 240L49 243H45ZM51 240H55V241H57V242H54L53 241V243H51L52 241ZM107 240H109V237H108V239ZM113 240V239H112ZM14 241H17V244H14ZM108 243V242H107ZM106 244V243H105ZM106 246V245H105ZM108 246V245H107ZM112 247H113V244H112ZM103 248V247H102ZM117 249V248H116ZM65 252V253H64ZM22 253V254H21ZM67 253V254H66ZM109 253V252H108ZM86 254V255H85ZM121 256V255H120ZM123 256V255H122ZM124 257V256H123ZM70 258V259H69ZM85 258H87V259H85ZM21 259H24V261L22 262V260ZM93 260H92V262H93ZM107 260V259H106ZM106 260H103V261H106ZM216 260V259H215ZM103 261H101L102 263H103ZM110 261H113V259L112 260H110ZM98 262H100V261H98ZM94 263V262H93ZM93 263H89V262H87V264H93ZM102 263H98V264H102ZM105 264L106 263H108V262H104ZM114 263V262H113ZM194 263V262H193ZM199 263V262H198ZM112 264V263H111ZM203 264V263H202Z\"/></svg>",
	"mask_w": 264,
	"mask_h": 264
}]
</instances>
